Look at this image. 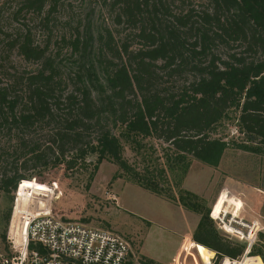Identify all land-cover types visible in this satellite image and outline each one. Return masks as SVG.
<instances>
[{
	"label": "trees",
	"instance_id": "trees-1",
	"mask_svg": "<svg viewBox=\"0 0 264 264\" xmlns=\"http://www.w3.org/2000/svg\"><path fill=\"white\" fill-rule=\"evenodd\" d=\"M64 1L16 0L12 16H29L40 28L44 17L48 26ZM109 5L114 25H127L124 37L87 21L62 36L55 51L48 40L36 44L29 28L7 43L32 69L0 88V132L15 135L7 139L14 158L0 176V192L10 195L45 172L96 156L94 168L102 161L118 167L112 181L126 176L162 195L157 181L167 169L193 160L217 166L229 148L264 151V0ZM233 112L241 140L212 137ZM148 140L166 145L164 167L141 173L124 158L123 143L144 160ZM193 241L217 258L238 259L245 250L221 239L208 214L201 216ZM253 247L250 256L264 260ZM245 264L261 263L255 257Z\"/></svg>",
	"mask_w": 264,
	"mask_h": 264
},
{
	"label": "rangeland",
	"instance_id": "rangeland-1",
	"mask_svg": "<svg viewBox=\"0 0 264 264\" xmlns=\"http://www.w3.org/2000/svg\"><path fill=\"white\" fill-rule=\"evenodd\" d=\"M189 1L194 6L205 4V0ZM109 4L110 0H65L48 26L41 17L40 28L29 16L13 18L16 0H0V88L9 85L14 74L32 69L7 46L23 29L31 30L38 45H46L48 40L50 51L61 48L60 38L74 34V28L87 21L109 28L116 38L127 35L126 24L114 25ZM236 118L237 113L233 112L212 137L227 143L239 142L242 137L235 127ZM14 136L0 132V176L14 158H9V145L13 143H7ZM144 143V160L123 143L124 158L141 173L146 168L164 167L161 156L166 145L156 140ZM42 144H46V139ZM95 162L97 157L90 156L85 164L79 161L72 168L65 164L26 181L10 195L0 192V257L7 259L11 255L7 236L13 213L16 217L25 207L29 212L45 207L74 222L87 220L91 227L124 238L130 246L131 264H212L216 253L193 241L198 222L205 214L221 239L246 247L241 236L250 234L253 248L264 255V151L252 154L229 148L217 166L193 160L187 167L167 169L165 179L157 181L162 195L140 188L126 176L112 181L118 167L102 161L95 169ZM222 214L224 219L219 222L218 215ZM224 225L240 232L226 233ZM255 257L264 264L261 257ZM255 257L241 256L238 264Z\"/></svg>",
	"mask_w": 264,
	"mask_h": 264
},
{
	"label": "built area",
	"instance_id": "built-area-1",
	"mask_svg": "<svg viewBox=\"0 0 264 264\" xmlns=\"http://www.w3.org/2000/svg\"><path fill=\"white\" fill-rule=\"evenodd\" d=\"M27 209H21L23 213L16 217L13 213L7 236L11 255L0 257V264H131L130 246L124 238L84 222L65 220L45 207ZM223 229L226 232L225 226ZM246 235L241 236L246 244L243 257H248L254 246L250 234ZM219 260L212 264L225 260L239 263L226 257Z\"/></svg>",
	"mask_w": 264,
	"mask_h": 264
},
{
	"label": "crops",
	"instance_id": "crops-1",
	"mask_svg": "<svg viewBox=\"0 0 264 264\" xmlns=\"http://www.w3.org/2000/svg\"><path fill=\"white\" fill-rule=\"evenodd\" d=\"M218 211L219 212H222L223 211V207H222V209H219L218 208ZM222 218H223V214L220 216V215H218V221L219 222H222ZM224 219V218H223ZM225 226V225H224ZM226 228V232H228V233H232V234H234V233H238V232H240V231H238V230H235V229H233L232 227H230V226H226L225 227Z\"/></svg>",
	"mask_w": 264,
	"mask_h": 264
},
{
	"label": "water",
	"instance_id": "water-1",
	"mask_svg": "<svg viewBox=\"0 0 264 264\" xmlns=\"http://www.w3.org/2000/svg\"><path fill=\"white\" fill-rule=\"evenodd\" d=\"M261 260H262V262L264 263V260H263V258H261Z\"/></svg>",
	"mask_w": 264,
	"mask_h": 264
},
{
	"label": "bare ground",
	"instance_id": "bare-ground-1",
	"mask_svg": "<svg viewBox=\"0 0 264 264\" xmlns=\"http://www.w3.org/2000/svg\"><path fill=\"white\" fill-rule=\"evenodd\" d=\"M241 264V263H240Z\"/></svg>",
	"mask_w": 264,
	"mask_h": 264
}]
</instances>
